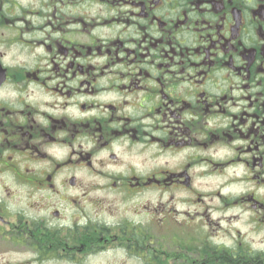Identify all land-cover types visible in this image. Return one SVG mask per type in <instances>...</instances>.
I'll list each match as a JSON object with an SVG mask.
<instances>
[{
  "label": "flooded vegetation",
  "instance_id": "1",
  "mask_svg": "<svg viewBox=\"0 0 264 264\" xmlns=\"http://www.w3.org/2000/svg\"><path fill=\"white\" fill-rule=\"evenodd\" d=\"M49 261L264 264V0H0V264Z\"/></svg>",
  "mask_w": 264,
  "mask_h": 264
},
{
  "label": "rangeland",
  "instance_id": "2",
  "mask_svg": "<svg viewBox=\"0 0 264 264\" xmlns=\"http://www.w3.org/2000/svg\"><path fill=\"white\" fill-rule=\"evenodd\" d=\"M238 187H240V186H238ZM236 188H237V187H236ZM237 226H239L240 229H242V231L244 230V226H243L242 224H239V223H238ZM251 237H252V236H251ZM20 256H21V255H6L7 258L12 259L13 263H15V262H19V259H21ZM44 264H64V263H57L56 261H49V262L44 263ZM133 264H135V263L133 262Z\"/></svg>",
  "mask_w": 264,
  "mask_h": 264
},
{
  "label": "clouds",
  "instance_id": "3",
  "mask_svg": "<svg viewBox=\"0 0 264 264\" xmlns=\"http://www.w3.org/2000/svg\"><path fill=\"white\" fill-rule=\"evenodd\" d=\"M7 7V6H6ZM254 247H256L255 245H254Z\"/></svg>",
  "mask_w": 264,
  "mask_h": 264
}]
</instances>
